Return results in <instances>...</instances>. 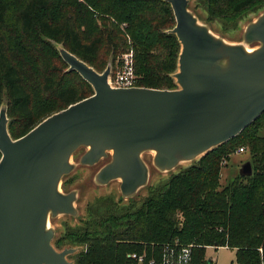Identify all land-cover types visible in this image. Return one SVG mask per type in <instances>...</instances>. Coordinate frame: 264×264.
Listing matches in <instances>:
<instances>
[{
  "label": "trees",
  "instance_id": "1",
  "mask_svg": "<svg viewBox=\"0 0 264 264\" xmlns=\"http://www.w3.org/2000/svg\"><path fill=\"white\" fill-rule=\"evenodd\" d=\"M208 2L220 18L264 7V0ZM114 22L125 24V30L127 25L134 43L136 85L177 89L172 76L180 44L170 33L175 20L164 0H0V108L5 97L13 140L93 95L91 85L68 70L51 42L98 73L105 52L115 57L127 50ZM262 131L264 113L235 138L169 174L140 208H122L111 198L96 202L84 222L71 218L81 224L55 238L53 247H84L68 256L73 264H136L128 254L156 255L174 242L191 246L192 264H212L206 248L234 250L238 264H264ZM239 148L250 155L252 175L221 187L222 163Z\"/></svg>",
  "mask_w": 264,
  "mask_h": 264
},
{
  "label": "water",
  "instance_id": "2",
  "mask_svg": "<svg viewBox=\"0 0 264 264\" xmlns=\"http://www.w3.org/2000/svg\"><path fill=\"white\" fill-rule=\"evenodd\" d=\"M173 12L170 31L180 44L177 89H116L110 66L97 73L59 48L69 71L91 85L93 95L55 113L13 140L6 107L0 108V264H73L77 249L56 250L50 221L77 219L76 190L63 193L62 179L78 165L106 161L98 186L119 182L121 199L147 188L151 167L172 174L238 136L264 113V11L231 43L214 34L189 10L188 0H164ZM251 46H254L252 48ZM252 175L250 162L238 176Z\"/></svg>",
  "mask_w": 264,
  "mask_h": 264
},
{
  "label": "rangeland",
  "instance_id": "3",
  "mask_svg": "<svg viewBox=\"0 0 264 264\" xmlns=\"http://www.w3.org/2000/svg\"><path fill=\"white\" fill-rule=\"evenodd\" d=\"M188 8L192 11L198 19L209 26L211 31L222 37L228 42L231 43H238L242 40V33L245 26L252 20H254L261 12L264 11V7L261 9L255 10H248L236 17H229L220 18V16H216L213 14L212 10L210 9V4L208 0H188ZM116 26H118L121 34L125 38V48L126 51L131 49L133 51V66L135 63V47L132 39L126 30L125 26L123 27V23L114 22ZM53 47L57 50L62 46V44H57L51 42ZM254 48V46H251ZM125 51V52H126ZM124 52V53H125ZM121 54H117L115 57L111 53H104V67L101 69L100 72H104V70L110 66L112 70L115 69L118 57ZM137 79V77H136ZM6 98L3 97L1 106H6ZM47 107V106H46ZM264 135V131L261 132V136ZM84 150H78L71 159V162L76 165L75 170L68 176L62 179L60 189L63 193H68L72 190H76L78 193V199L75 203V207L78 210L79 214V221L80 219L82 222L87 220L89 210H92L90 206L94 205L96 202H99L104 199H112L115 203H118L122 208H128L130 205L133 208H140L145 197L149 195V191L153 188H157L159 185L163 184L168 175L167 174H160L151 167V154H144L143 159L147 163L150 168V176H149V183L147 188L141 189L135 198H133L132 203H129L127 200L121 199L120 192H119V182L114 181L108 184L107 186H98L94 182V176L99 170V168L104 164L106 161H102L97 166L86 168L78 165V161L80 156L82 155ZM249 153L246 149H244L243 153H237V151L230 156L229 161L222 163V168L220 172V186L224 187L230 184L239 173L240 166L249 160ZM189 166V164L182 165L181 168H185ZM178 171V170H177ZM176 171V172H177ZM95 209V206L94 208ZM78 220H73L71 217H59L54 220L50 221V227L55 231V238H59L66 229H74L75 227L79 226L81 222ZM84 250V247H77V251ZM145 254V251H142L141 254ZM205 256L207 261L212 262V264H238L235 260V251L228 249V248H206ZM69 259V258H68ZM70 261H74L71 260Z\"/></svg>",
  "mask_w": 264,
  "mask_h": 264
},
{
  "label": "built area",
  "instance_id": "4",
  "mask_svg": "<svg viewBox=\"0 0 264 264\" xmlns=\"http://www.w3.org/2000/svg\"><path fill=\"white\" fill-rule=\"evenodd\" d=\"M136 83L133 51L129 49L118 57L115 69H110L108 84L111 88L131 89L138 88ZM243 152V148L237 150V153ZM127 257L134 260L136 264H192L191 246H181L177 242L164 245L160 253L156 255L132 253L128 254Z\"/></svg>",
  "mask_w": 264,
  "mask_h": 264
}]
</instances>
